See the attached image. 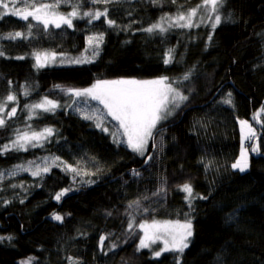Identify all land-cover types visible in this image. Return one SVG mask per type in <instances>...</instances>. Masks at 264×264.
I'll return each mask as SVG.
<instances>
[{
	"label": "trees",
	"instance_id": "trees-1",
	"mask_svg": "<svg viewBox=\"0 0 264 264\" xmlns=\"http://www.w3.org/2000/svg\"><path fill=\"white\" fill-rule=\"evenodd\" d=\"M200 2L119 0L107 5L108 19L120 26L114 29L107 28L103 17L91 25L86 20H74L73 28L50 26L48 31L31 18L27 22L13 16L0 20V33L5 35L15 31L27 34L26 25H35L28 39H0V49L5 52L0 57V102L10 93L19 100L17 116L10 126L0 129V147L10 143L15 129L25 128L27 112L21 110L23 105L38 102L56 84L86 88L97 79H150L162 75L175 79L196 66L192 79L185 82L189 91L184 94L189 102L162 122L161 135L148 146V154L154 159L147 165L146 157L123 144L117 146L109 134L70 110L45 113L31 121L37 131L52 127L58 134L44 148L0 153V171L28 161L40 163L38 157L53 154L68 163L79 160L83 170L100 171L91 177L96 181L92 184H81L79 179L73 182V174L62 167L53 168L42 179L20 171L0 183L4 189L0 197L11 201L5 205L0 200V236L13 237L11 241H0V264H19L28 257L35 258L32 264H71L72 260L81 264H264V122L254 120L264 106V0H227L224 14L231 12L236 23L218 26L211 42L207 26L175 28L163 36L137 31L166 13L176 14L181 5L187 10ZM17 7L25 5L18 3ZM104 7H93L85 0L81 11H103ZM71 10L67 4L58 9L60 13ZM129 24L131 30H120ZM99 32L105 37L94 63L53 65L38 72L32 67L38 52L80 56L86 37ZM169 48L175 49V62L165 65L163 57ZM19 56L26 58L15 59ZM26 84L34 88L28 97L20 95L21 86ZM229 92L232 104L221 103ZM14 105L10 103L7 110ZM93 107L102 109L96 102ZM240 118L253 120L261 145L260 154L251 153L250 168L244 173L231 168L241 150ZM115 125L108 118L105 126L112 131ZM248 146L250 149L249 142ZM208 164L211 167L206 168ZM133 169L141 176L131 175ZM162 177L167 179L166 199L153 198L151 204L144 201V206L153 211L138 215L137 223L182 220L190 214L194 235L182 255L168 252L154 258L151 250L136 251L138 236L127 237L125 211L129 202L151 195ZM186 182L191 183L194 194L208 199H196L189 208L185 193L177 190ZM10 184L25 187L12 189ZM69 187L74 190L60 202L55 201V194ZM241 208L238 219L229 222L228 214ZM54 211L64 216L63 223L50 218ZM108 212L112 215L107 216ZM136 231L142 235V231ZM102 235L108 237L104 251L99 244ZM113 243L119 246L109 251Z\"/></svg>",
	"mask_w": 264,
	"mask_h": 264
},
{
	"label": "snow or ice",
	"instance_id": "snow-or-ice-1",
	"mask_svg": "<svg viewBox=\"0 0 264 264\" xmlns=\"http://www.w3.org/2000/svg\"><path fill=\"white\" fill-rule=\"evenodd\" d=\"M93 7L97 4L105 5L103 11L98 8L95 11H81L84 7L85 0H55L54 3H39L35 0L29 3V0H0V20L6 16H13L22 21H29L31 18L36 25L42 26L44 31H48L51 27L61 29L62 27L73 28L74 20H86L87 24L91 25L95 21H100L104 18V22L108 29L120 28L117 22L113 19H108L109 9L107 5L117 3L119 0H87ZM152 3H158V0H151ZM173 4L176 0H171ZM25 5L24 8L17 7V4ZM227 0H201L195 7L191 9H184L181 5L176 14H164L159 19L151 23L148 27H141L137 31L147 33L149 35L158 34L163 36L172 29H193L201 26L210 27L211 31L208 34V41L213 39V33L217 27L222 23H236L232 19V13L224 14ZM62 4L71 6V11L67 13H60L58 11ZM131 16V12H129ZM135 23V21H133ZM35 25L28 23L27 34L21 31L13 33L2 34L0 39L12 41L17 39H28L33 36V28ZM131 24L120 29L122 31L131 30ZM264 35V34H261ZM104 32L93 33L86 37V47L80 56H67L62 52L56 51L34 54L35 63L33 68L38 72L46 67L53 65H83L92 64L99 57L101 46L104 43ZM207 48V45H206ZM175 49L169 48L164 54L163 63L170 65L175 62ZM5 56L3 49H0V57ZM26 57L19 56L15 59L23 60ZM196 66L188 69L181 77L172 79L166 75H162L153 79H136V78H119L114 80H100L97 79L91 86L87 88H78L72 86H62L56 84L53 86L50 93L45 94L38 102L32 104H24L22 111L27 112L25 118V128L15 129L13 137L10 138V143L4 144L0 147V153H7L9 151L27 152L31 148H44L46 144L52 143L55 136L58 134L57 130L52 127H43L38 131L33 128L31 121L39 119L45 113L55 114L59 110L71 111L79 115L82 119L92 121L94 127L100 129L102 132L109 134L112 137L113 143L117 146L123 144L128 149L142 157H146L144 163L149 164L154 159L151 154H148L149 141H155L157 135H161L162 122L166 121L170 116L174 115L176 110L181 109L182 105L189 102V96L184 92L189 91L185 86V82L190 81L195 73ZM12 82L9 81V84ZM20 95L24 97L31 96L34 88L31 85H22ZM49 95H55L56 99H50ZM232 93H227V98L221 100V103L231 105ZM61 101H64L61 103ZM93 102L97 106H102V109L93 107ZM14 103L19 105V100L16 94H8L7 97L0 102V129L10 126L9 122L17 116L18 107L13 106L8 109V105ZM261 111H264L262 107ZM116 122L115 129L110 131L109 126H105L107 119ZM241 125V151L239 157L231 165V168L238 170L241 173L246 172L250 168L249 147L244 146L247 141L250 144V151L252 154H260L261 145L256 129L252 127L248 120H240ZM253 141H255L253 143ZM66 142V141H65ZM156 145L153 143V148ZM94 159V158H92ZM36 160L28 161L27 164H19L13 166L12 169L0 171V183L9 177H14L20 171L30 172L32 177L43 178L45 174L52 171L53 168L62 167L63 171L71 172L73 174V182L79 179L81 184H92L96 181L91 177L97 176L100 171L89 172L80 167V161L74 160L73 163L61 160L60 156H43ZM41 164L44 166L41 167ZM206 168L211 167V164L205 165ZM34 169V170H33ZM131 175L134 177L141 176V172L133 169ZM12 189L24 188L23 184H10ZM0 188V191H3ZM72 187L64 188L55 194V201L60 202L67 193L73 191ZM178 191L185 193V202L188 207H192V202L196 199H208L206 196H197L194 194L191 183H184L177 188ZM168 195L167 179L161 178L160 186L151 193V195H143L135 201L129 202L127 205L125 215L127 217V237H139V243L136 251L143 249H153V246L158 242L162 243L159 250H152L154 258L160 257L163 253H177L182 255L185 249L190 246V239L194 235L193 220L190 214H185L182 220H167L156 221L152 220L150 223L145 220L142 223H137V216L144 213H151L152 208L144 206V201L151 204L153 198L157 201L166 199ZM0 200L7 205L11 201ZM24 203V200H20ZM241 209H234L228 214L227 220L229 222L238 219V212ZM111 216L112 213H106ZM50 218L54 221L63 223L64 216L58 212H53ZM136 229L143 232L139 235ZM112 235V234H109ZM11 241L12 236H0V241ZM108 239L107 236H100L99 244L101 251H104V241ZM126 242V239L125 241ZM119 245L113 243L110 245V250H115ZM104 254H107L105 252ZM34 257H28L26 260L20 261L19 264H32ZM219 260V258H218ZM71 264H81L78 260H72ZM179 264V261H177ZM222 264V262H221Z\"/></svg>",
	"mask_w": 264,
	"mask_h": 264
},
{
	"label": "rangeland",
	"instance_id": "rangeland-1",
	"mask_svg": "<svg viewBox=\"0 0 264 264\" xmlns=\"http://www.w3.org/2000/svg\"><path fill=\"white\" fill-rule=\"evenodd\" d=\"M122 78H130V77H122ZM116 79H119V78H116ZM136 79H138V78H136ZM150 79H153V78H150ZM104 80H114V79H104ZM141 80H144V79H141ZM87 88V87H86ZM50 99H55V98H50ZM62 103V102H61ZM14 106H17L16 104L14 105ZM8 107H9V105H8ZM264 107V106H263ZM261 109H262V107L256 112V114L254 115V120H256L258 123H263L264 122V111H261ZM7 110V109H6ZM240 120H248L249 121V123L252 125V127L254 128V129H256L257 130V127H256V125H255V123L253 122V120L252 119H249V118H240L239 119V121ZM239 125H240V123H239ZM240 129H241V125H240ZM241 132V131H240ZM151 141V140H150ZM150 141H149V144H150ZM149 144H148V146H149ZM244 146L245 147H249L248 146V142L247 141H245L244 142ZM241 151V150H240ZM249 155H251V152H250V149H249ZM249 170V169H248ZM247 170V171H248ZM156 221H167V220H175V219H155ZM151 221H149V223H150ZM142 235H143V232H142ZM163 245H162V243L161 242H158L157 243V245H155V246H153V249L152 250H159V248L160 247H162ZM148 250H150V249H148ZM151 250V251H152Z\"/></svg>",
	"mask_w": 264,
	"mask_h": 264
},
{
	"label": "bare ground",
	"instance_id": "bare-ground-1",
	"mask_svg": "<svg viewBox=\"0 0 264 264\" xmlns=\"http://www.w3.org/2000/svg\"><path fill=\"white\" fill-rule=\"evenodd\" d=\"M55 197V196H54ZM191 240V239H190Z\"/></svg>",
	"mask_w": 264,
	"mask_h": 264
}]
</instances>
